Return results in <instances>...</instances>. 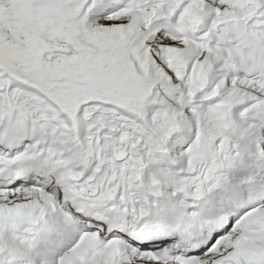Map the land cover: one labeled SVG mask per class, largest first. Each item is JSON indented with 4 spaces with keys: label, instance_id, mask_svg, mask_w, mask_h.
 Masks as SVG:
<instances>
[{
    "label": "snow or ice",
    "instance_id": "snow-or-ice-1",
    "mask_svg": "<svg viewBox=\"0 0 264 264\" xmlns=\"http://www.w3.org/2000/svg\"><path fill=\"white\" fill-rule=\"evenodd\" d=\"M0 264H264V0H0Z\"/></svg>",
    "mask_w": 264,
    "mask_h": 264
}]
</instances>
